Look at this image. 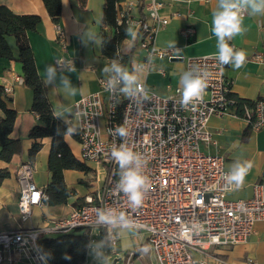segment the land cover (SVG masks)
Listing matches in <instances>:
<instances>
[{
  "label": "built area",
  "instance_id": "1",
  "mask_svg": "<svg viewBox=\"0 0 264 264\" xmlns=\"http://www.w3.org/2000/svg\"><path fill=\"white\" fill-rule=\"evenodd\" d=\"M131 6L130 3L121 10L117 24H122L124 18V24L132 22L138 27L145 58L136 68L147 72L152 57L177 58L172 49L154 46L156 33L167 24L158 14L163 0H148L149 22L132 21ZM54 27L61 50L55 66L58 70L72 69V60L66 56V35L58 23ZM254 59L260 61L261 55L255 54ZM224 68L225 65L221 70L216 54L185 60L184 75L205 79L206 84L201 98L187 106L180 102L182 87H176L173 96L164 98L138 81L143 90L127 96L121 92L124 82L115 71L99 77L98 91L75 101L65 123L74 129L70 137L79 145V159L92 166L96 183L101 184L66 216L48 219L39 226L0 232V264H13L17 260L39 264L44 261L37 250L39 237L78 230L88 231L91 242L93 234L99 235L104 243L102 253L107 254L118 253V230L140 234L149 246L154 264H206L210 249L246 243L255 224L264 222V179L252 185L250 198L228 200L226 195L232 186L227 184L230 172L225 169L224 158L204 154L200 146L213 142L208 131L213 117H241L252 131L264 128V97L250 105L243 104L241 113H236L231 107L230 83L224 77ZM113 80L116 82L110 85ZM3 90L7 95L11 92L8 87ZM118 106H121L119 122ZM121 125L129 133L123 139L114 132ZM121 144L140 154L141 174L149 179L139 208H134L118 188L121 169L111 150L113 145L119 148ZM100 172L102 180L98 177ZM15 176L18 218L24 225L33 208L44 206L46 195L33 181L30 162L21 163ZM98 210L111 214L115 223H101ZM121 213L128 227L122 226ZM182 226L190 230V235H182ZM133 256V252L128 254L127 263Z\"/></svg>",
  "mask_w": 264,
  "mask_h": 264
},
{
  "label": "crops",
  "instance_id": "2",
  "mask_svg": "<svg viewBox=\"0 0 264 264\" xmlns=\"http://www.w3.org/2000/svg\"><path fill=\"white\" fill-rule=\"evenodd\" d=\"M218 0H163L159 17L167 20L155 35L156 49H172L177 58L152 57L147 72L138 70L136 64L145 58V51L140 47V37L137 25L130 23L126 27V37L118 47V52L129 56L124 65L130 74L135 75L136 82L144 83L145 87L160 97H171L176 87L181 88V78L184 76V63L187 58L217 54V39L212 32V12L217 7ZM132 4L129 17L132 21L140 19L139 5L143 4L144 21L147 16L148 0H122L120 8ZM0 6H5L17 15H37L40 22L35 29L27 33L34 64L39 77L44 84L46 98L53 115L66 122L71 114L75 101L98 91L97 79L108 75L112 70L113 61L102 56V35L105 27L102 25L103 0H85L83 5L79 0H61L59 25L66 35V56L71 58L73 68L58 70L56 60L61 56L60 46L56 42L55 23L48 16L42 0H0ZM243 34L228 40L234 50H244L246 58L243 66L233 68L225 65L224 77L230 83L231 93L249 102L264 97V14L246 15L242 17ZM129 28L135 34H129ZM112 34V29H105ZM185 30H189L185 33ZM12 55L17 56L18 50L12 37L6 38ZM255 54L261 55V60H255ZM53 69L49 79L46 68ZM108 68L109 71H104ZM62 78H66L65 84ZM0 86L10 89L11 103L9 107L16 112V118L9 138L22 142V153L14 155L8 164L0 163V168H7L10 176L3 180L0 186V232L12 231L22 226L31 227L42 225L46 220L68 215L73 209L84 203V198L90 195L99 183H91L94 177L92 167L89 172L64 170L63 178L70 197L66 204L57 206H41L32 209L31 218L22 224L18 218L17 195L18 186L15 172L21 163L30 162L33 167V181L44 189L50 181L47 170V158L50 148V138H43L41 149L32 161L28 159V150L34 143L29 138L30 130L35 126H44L38 115L30 110L33 93L23 83L21 64L14 60L0 58ZM2 116V112H0ZM208 131L212 134L213 142L201 145L204 154L220 155L224 158L225 169L232 171V166L239 162H250L243 185L227 193L228 200L248 199L252 196V185L264 179V128L252 131L241 117H213L209 120ZM73 156L79 159V145L75 139L64 137ZM119 251L138 254L145 242L135 238V232L128 229L118 230ZM143 240V241H142ZM134 241V242H133ZM138 248L136 249V247ZM103 250V248H102ZM136 250V251H135ZM206 264H264V222L255 224L253 233L246 243L229 247L212 248ZM109 254L96 250L90 258L87 251L84 264H93V260L107 259ZM152 255V254H151ZM126 264L137 262L130 259ZM153 257V256H152ZM116 261H114V264ZM13 264H29L24 260L14 261ZM39 264H48L45 260ZM154 264V261L153 263Z\"/></svg>",
  "mask_w": 264,
  "mask_h": 264
},
{
  "label": "trees",
  "instance_id": "3",
  "mask_svg": "<svg viewBox=\"0 0 264 264\" xmlns=\"http://www.w3.org/2000/svg\"><path fill=\"white\" fill-rule=\"evenodd\" d=\"M122 0H103L102 25L112 29L108 34L102 29V56L117 62L122 68L129 61V56L118 52L119 44L126 37L124 18L122 24H117L121 13L120 2ZM48 16L54 23H59L61 13V0H42ZM83 5L85 0H79ZM140 21H144L142 14L143 4L139 5ZM40 22L37 15H17L5 6H0V58L14 60L21 64L23 83L32 90L33 100L30 110L38 115L44 126L35 125L29 132V138L34 143L28 150V159L32 161L41 149V143L36 142L43 138H50V148L47 158V170L50 173V181L43 189L46 195L44 206H57L66 204L70 197L63 178L64 170H74L87 173L89 168L85 163L77 160L71 153L64 137L68 134L69 127L65 122L57 119L51 110L46 98V91L39 77L32 51L28 42L27 33L35 29ZM12 37L15 41L18 53L14 57L6 38ZM233 100L232 108L236 113H241L243 104L251 102L239 99L232 93L229 94ZM11 97L7 95L0 86V163L8 164L14 155L22 153V142L19 139L9 138L12 131L16 112L9 107ZM121 106L117 107L116 120L119 122ZM10 176L7 168H0V186L4 179ZM103 242V241H102ZM88 231L78 230L65 234L44 237L37 240V250L48 264H84L88 247L90 245ZM104 244V243H103ZM50 254V258L48 256Z\"/></svg>",
  "mask_w": 264,
  "mask_h": 264
},
{
  "label": "clouds",
  "instance_id": "4",
  "mask_svg": "<svg viewBox=\"0 0 264 264\" xmlns=\"http://www.w3.org/2000/svg\"><path fill=\"white\" fill-rule=\"evenodd\" d=\"M247 12L248 15L264 14V0H218L216 9L212 12V32L217 39L218 53L216 58L223 70L224 65L231 64L233 68L239 69L243 66L246 58L244 50H234L229 46L228 40L236 35H241L245 31L242 27V13ZM129 34L135 37L132 29L127 30ZM124 82V87L121 92L127 96H131L135 91H142V85L137 84L136 77L130 74L125 68H122L113 61L112 69ZM49 79L53 74V69L48 66L46 68ZM104 71H109L105 68ZM65 84L68 83L66 78H62ZM116 81H110V85ZM135 85V88L133 86ZM181 104L187 106L194 100H199L201 94L206 87L205 79L200 77H192L186 73L181 78ZM74 129L69 128L68 134H71ZM115 134H118L122 139L128 136V130L124 126H117L114 129ZM111 156L121 169V181L118 188L122 190L127 196L134 208H139L144 200L145 191L149 186V179L147 176L141 174L140 161L141 156L132 151L126 144H121L119 148L113 145ZM251 167L250 162L235 163L232 166V171L226 177L227 184L240 188L243 185L244 177ZM98 219L101 223L113 224L115 218L111 214H106L103 210H98ZM123 227H128V221L123 213L119 217ZM182 235H190V230L182 226ZM142 252H148L149 246L145 245ZM50 258V254H48Z\"/></svg>",
  "mask_w": 264,
  "mask_h": 264
},
{
  "label": "rangeland",
  "instance_id": "5",
  "mask_svg": "<svg viewBox=\"0 0 264 264\" xmlns=\"http://www.w3.org/2000/svg\"><path fill=\"white\" fill-rule=\"evenodd\" d=\"M86 164L88 166L92 167L90 164H88V163H86ZM98 177L102 180L103 179V173L100 172ZM90 181H91V183H95L96 182L95 177H92L90 179ZM135 238H137V240H138V238H141L144 240L143 236L140 234H135ZM92 239H93V241L90 243V245L88 247V251L90 253V258H92L93 254L96 253V250L102 251V248H103V242H102L99 235L96 236L93 234ZM137 248H138V246L136 247V249ZM140 254H142V257L140 259H138V254H135L132 257V260L135 258V259H137V262L136 263L133 262L131 264H151V263H153V257L151 255L150 251H148L146 253L140 251ZM126 256H127V251H119V253H117V254H109L107 256V259H105V260H103V259L93 260V264H114V261H116L115 264H126Z\"/></svg>",
  "mask_w": 264,
  "mask_h": 264
}]
</instances>
